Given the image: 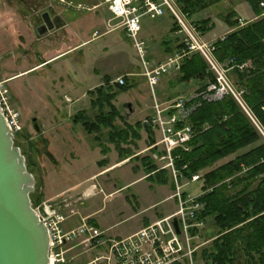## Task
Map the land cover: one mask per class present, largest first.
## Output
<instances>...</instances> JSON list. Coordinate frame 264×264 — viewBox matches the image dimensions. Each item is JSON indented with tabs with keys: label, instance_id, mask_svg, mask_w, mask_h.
<instances>
[{
	"label": "rangeland",
	"instance_id": "obj_1",
	"mask_svg": "<svg viewBox=\"0 0 264 264\" xmlns=\"http://www.w3.org/2000/svg\"><path fill=\"white\" fill-rule=\"evenodd\" d=\"M171 1L185 14L178 0ZM237 1L220 0L196 11L191 17L186 14L201 42L211 43L225 37L229 30L225 19L232 11L239 17L257 19L248 2L239 4ZM45 13L50 15L54 28L40 35L38 27L43 23ZM206 20L209 23L203 28L202 23ZM115 24L107 6L98 0H0V80L4 83L9 106L18 116L15 145L21 149L27 169L36 181L31 200L33 207L41 208L44 202L61 203L72 196V205L62 209L65 214H74L70 229L79 225L81 217L95 212L90 221L95 223L96 220L101 230L107 229V236L124 237L144 226L142 219L149 213L142 211L171 194L172 181L161 185L147 179L123 188L125 179L136 180L146 175L141 160L127 159V166L107 171L121 160L109 142V129L90 133L76 121L80 111H84L91 121L96 120L99 108L92 102L97 98L96 90L102 86L108 91L110 86L111 92L117 93L113 104L127 122L146 123L155 114L154 100L142 75L139 55L124 31L111 29ZM142 27L141 36L149 48L147 60L152 66L164 63L174 55H166L165 39L177 53L180 50L178 44L186 37L181 32L177 34L178 41L174 40V33L170 32L174 20L169 14L157 19L144 18ZM220 63L230 73L232 81V73L238 68L231 67L229 60ZM245 63L250 65L251 61ZM206 64L210 75L207 78L178 85L177 71L163 77L155 88L159 104L165 107L167 102L180 96L195 95L213 82L215 75ZM106 76L110 78L109 82ZM120 77L128 79L126 90L115 83ZM242 104L261 134L259 128L264 131L263 127ZM109 108L106 106L105 111ZM117 125L122 126L120 122ZM152 130L158 137L154 123ZM147 139V133L142 130L137 154L148 146ZM104 146L112 153L110 157L107 153L103 158ZM155 154H160V147L153 145L138 155L142 158ZM156 164L160 165L159 162ZM116 188L123 189L111 194ZM184 190L197 195L201 193V182L188 181ZM92 191L96 194L88 199L91 195L86 197L85 194ZM170 205L172 202H161L156 205L157 211ZM149 211L155 212L154 209ZM206 223L203 233L207 238L214 229V222L209 218Z\"/></svg>",
	"mask_w": 264,
	"mask_h": 264
},
{
	"label": "trees",
	"instance_id": "obj_2",
	"mask_svg": "<svg viewBox=\"0 0 264 264\" xmlns=\"http://www.w3.org/2000/svg\"><path fill=\"white\" fill-rule=\"evenodd\" d=\"M218 1L178 0V3L182 11L191 17L196 11ZM247 2L257 19L239 17L236 11H232L225 19L230 31L223 40L219 38L216 41L213 55L219 62L231 60L234 64H242L251 61L242 72L234 69L232 81L242 92V102L264 129V6L261 7L264 0ZM239 19H244L246 24L240 26ZM208 23L209 20L203 21V28ZM178 30L174 22L170 32L174 33L175 41L179 38L176 34ZM163 46L166 55L175 54L168 39ZM178 46L180 49L184 47L183 41ZM205 61L199 53L185 55L177 71L178 85L210 76ZM125 80V85L116 84L117 87L126 90L129 85L128 79ZM106 81H110L108 76ZM103 87L96 90L97 98L92 102L94 107L99 108L96 120L91 121L84 111H80L76 121L81 122L90 133L108 128L109 142L114 145L121 160H141L147 179L152 183L166 185L171 182L168 172L158 169L154 156L141 158L136 153L142 130L148 135V147L158 141L151 119L146 123L127 122L113 104L117 93L111 92L110 86V92ZM197 100L187 102L186 106ZM174 102H167V105ZM106 106L110 107L109 111H105ZM117 122L122 126H118ZM186 124L191 126L193 137L188 143L189 149L174 152L175 164L186 179L201 175V180L197 182H201L200 192L204 193L200 198L204 209L199 219L207 222L211 218L214 222V229L207 237L212 242L202 249L203 258L209 264H264L263 137L233 96L201 102ZM108 151L109 148L104 146L103 153L106 155Z\"/></svg>",
	"mask_w": 264,
	"mask_h": 264
},
{
	"label": "built area",
	"instance_id": "obj_3",
	"mask_svg": "<svg viewBox=\"0 0 264 264\" xmlns=\"http://www.w3.org/2000/svg\"><path fill=\"white\" fill-rule=\"evenodd\" d=\"M98 1L107 6L112 19L116 21L111 29L124 31L141 60L142 75L154 100L155 114L151 122L158 132V141L154 146L160 147V154L153 156L160 164L158 169L167 170L169 173L174 186L172 198L176 200V210L170 216L145 225L127 236L109 237L106 230H101L90 221V216L81 217L79 225L70 229L69 223L74 214H65L62 211L69 207L66 200L60 206L44 202L41 208L35 210L49 231V264H209L202 256V249L212 239L205 237L203 231L206 229V222L199 219V214L204 209V203L200 200L204 193L190 195L184 190L188 181L197 182L201 180V175L196 174L186 179L176 167L174 152L177 149H189L188 143L193 137V130L186 122L201 102L218 101L225 96H233L243 106L242 92L235 89L229 78L230 73L215 59L213 51L216 41L201 42L193 32L195 28H191L187 15L176 8L171 0ZM263 6L264 3H261V7ZM166 14L172 17L179 28L176 34H186L184 47L164 63L152 66L147 60V42L141 36L142 21L144 18H161ZM245 24L246 22L242 23L240 20V26ZM220 39L223 40L224 37ZM191 53H199L206 60L215 80L195 95L180 96L173 104L163 107L157 101L155 88L165 75L178 71L183 57ZM229 63L231 67L240 70L250 66L247 63L237 65L231 60ZM115 83L125 85L126 80L120 77ZM195 100L197 102L186 106L187 102L193 103ZM0 110L10 131L18 132V116L8 104L1 80ZM172 110L174 111L171 112ZM259 129L264 136V131Z\"/></svg>",
	"mask_w": 264,
	"mask_h": 264
},
{
	"label": "water",
	"instance_id": "obj_4",
	"mask_svg": "<svg viewBox=\"0 0 264 264\" xmlns=\"http://www.w3.org/2000/svg\"><path fill=\"white\" fill-rule=\"evenodd\" d=\"M40 35L53 30L48 14ZM35 129L39 132L38 125ZM35 178L0 110V264H49L50 236L33 208ZM174 224L178 228L177 221Z\"/></svg>",
	"mask_w": 264,
	"mask_h": 264
},
{
	"label": "crops",
	"instance_id": "obj_5",
	"mask_svg": "<svg viewBox=\"0 0 264 264\" xmlns=\"http://www.w3.org/2000/svg\"><path fill=\"white\" fill-rule=\"evenodd\" d=\"M239 4L241 3V2H247V0H238L237 1ZM50 16V15H49ZM160 49L162 48V47H159ZM150 50H152L151 49V47H150ZM150 61V60H149ZM262 136V135H261ZM264 140V139H263ZM115 148V147H114ZM147 148H148V146H146V148L141 152V153H138V154H143V152H146L147 151ZM150 148V147H149ZM117 151V150H116ZM109 153V152H108ZM116 153V152H115ZM111 154L112 153H109L108 154V157H110L111 156ZM137 154V155H138ZM107 157V155L105 156H103V158H106ZM118 157H119V155H118ZM128 163H129V161L127 160V159H125V160H119V162H117L116 164H113L112 166H111V168H109V169H107V171L109 170V171H111V170H116L117 168H123L124 166H127L128 165ZM111 169V170H110ZM103 174H105V173H103ZM131 178V177H130ZM130 178H128V179H125L126 180V184H125V186H123V188L125 187V188H127V187H129V186H132V185H134V184H136L137 182H139V181H142V180H147V175H145V174H143L142 176H140V177H138L136 180H129ZM153 185H156V184H153ZM171 185V187H172V193L171 194H169L167 197H166V195H165V197L162 199V200H160L159 202H155V203H152V204H150V206L146 209H144L142 212H145V213H149L147 216H144L143 217V219H142V223H143V225L145 226V225H148V224H150V223H152V222H155L156 220H159V219H162V218H164V217H166V216H168V215H171V214H173L174 212H175V210H176V202H175V199H173L172 198V195H173V190H174V186H173V184H170ZM123 188H116L114 191H112L111 192V194H113V193H115V192H117L118 190H120V189H123ZM152 189V188H151ZM96 190H97V188H96ZM156 191H157V189H156ZM96 192V191H95ZM94 191H92V193H90V194H88V193H86L85 194V196L86 197H89L90 195V197L88 198V199H91L96 193H95ZM165 193L164 191H161V193ZM92 194H93V196H92ZM110 194V195H111ZM76 197V196H75ZM68 200H70V202L73 200V197L71 196V197H66ZM77 200V199H76ZM167 201H169V202H172V205H170V206H168V207H166L163 211H157V204H159V203H161V202H167ZM174 201V202H173ZM72 205V204H71ZM152 209H154L155 210V212L154 213H150V211L149 210H152ZM95 212H93V213H91V214H86L85 216H91L92 217V215L94 214ZM95 224H96V220H95ZM97 225V224H96ZM98 226V225H97ZM99 227V226H98ZM107 230V229H106ZM136 232V231H135Z\"/></svg>",
	"mask_w": 264,
	"mask_h": 264
},
{
	"label": "flooded vegetation",
	"instance_id": "obj_6",
	"mask_svg": "<svg viewBox=\"0 0 264 264\" xmlns=\"http://www.w3.org/2000/svg\"><path fill=\"white\" fill-rule=\"evenodd\" d=\"M45 14H47V13H45ZM48 15H49V14H48ZM43 16H44V14H43ZM43 16H42V19H43ZM43 24H44V19H43V23H41L40 26L43 25Z\"/></svg>",
	"mask_w": 264,
	"mask_h": 264
}]
</instances>
